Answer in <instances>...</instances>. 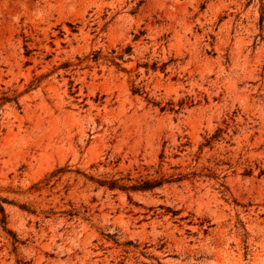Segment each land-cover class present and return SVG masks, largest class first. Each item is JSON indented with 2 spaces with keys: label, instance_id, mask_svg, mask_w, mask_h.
Here are the masks:
<instances>
[{
  "label": "rangeland",
  "instance_id": "obj_1",
  "mask_svg": "<svg viewBox=\"0 0 264 264\" xmlns=\"http://www.w3.org/2000/svg\"><path fill=\"white\" fill-rule=\"evenodd\" d=\"M0 198V264H264V0H0Z\"/></svg>",
  "mask_w": 264,
  "mask_h": 264
},
{
  "label": "trees",
  "instance_id": "obj_2",
  "mask_svg": "<svg viewBox=\"0 0 264 264\" xmlns=\"http://www.w3.org/2000/svg\"><path fill=\"white\" fill-rule=\"evenodd\" d=\"M136 40V38L134 39ZM131 48L127 47V50H125L124 52H122L121 54L117 55L118 59H122L124 57L125 54H130ZM30 51L26 50V54H29ZM112 53H115L114 51H112ZM95 59V58H94ZM113 61V60H111ZM155 64L153 65V71L156 70L155 68ZM163 68H161L162 70ZM133 94H144L147 97L146 92L143 90V87H139V88H135L132 91ZM151 100L148 99V102H150ZM151 103L154 106H158L160 108L161 111H169V112H174L177 113L178 109L175 108V105L173 102H167L164 105H161L160 102H155V101H151ZM182 103H179V109L181 107ZM211 143V139L209 138L208 140H206V145H209ZM120 180L117 179H111V180H101V181H97V185L100 188H106L109 191H113V190H120V191H126V192H137V191H151L156 187H160L161 183L157 182V181H150V180H145V181H141L140 183L138 182V184H132L130 186L127 185H123L119 182ZM130 181V180H128ZM2 203H5V200L0 198V213L3 216V220L2 223L4 222V208L2 206Z\"/></svg>",
  "mask_w": 264,
  "mask_h": 264
}]
</instances>
